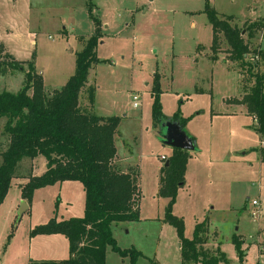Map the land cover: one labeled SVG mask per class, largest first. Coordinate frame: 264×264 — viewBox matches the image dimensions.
Here are the masks:
<instances>
[{"label": "rangeland", "instance_id": "374dc122", "mask_svg": "<svg viewBox=\"0 0 264 264\" xmlns=\"http://www.w3.org/2000/svg\"><path fill=\"white\" fill-rule=\"evenodd\" d=\"M207 4L239 21L264 18V0H0V40L15 60L25 62L23 71L13 70L6 50L0 53V93L17 94L25 86L27 62L42 75L46 93L60 91L95 33L93 17L101 23L99 63L90 71L91 84L80 105L86 113L121 119L117 161L121 168L135 164L140 169L142 191L139 221L112 227L117 247L129 254L123 257L108 248L106 264H131L130 251L141 254L134 264H182L177 230L166 222L170 199L161 194L174 149L164 144L166 130L154 118L156 76L163 117L179 119L199 150L189 152L186 185L177 189L172 215L182 220L189 240L196 225L205 222L204 249L212 254L220 247L227 264H264L260 140L253 118L237 103L254 87L255 77L264 75V24L233 23L244 30L250 47L243 62L232 60L222 35L214 55ZM253 25L256 36L249 40L247 29ZM94 89L93 103L89 95ZM5 123H0V134ZM45 172L43 157L21 162L20 180L12 182L0 206V264L70 258L66 236L34 232L51 220L84 218L85 190L80 183L66 182L39 189L24 201L20 184L30 174ZM22 202L28 210L19 217ZM235 239L241 242L243 261Z\"/></svg>", "mask_w": 264, "mask_h": 264}, {"label": "trees", "instance_id": "16d2710c", "mask_svg": "<svg viewBox=\"0 0 264 264\" xmlns=\"http://www.w3.org/2000/svg\"><path fill=\"white\" fill-rule=\"evenodd\" d=\"M205 14L213 30V54L220 49L222 35L232 60L243 62L250 54L244 30L233 26L234 19L231 17L221 18L208 4ZM93 19L95 33L85 42L83 51L77 56L74 76L60 91L46 93L42 75L36 72L34 63L27 62L29 70L25 76V86L17 94L0 93V123L6 120L3 134H0V140L5 138L3 143L0 141V206L12 182L20 179L21 162L26 159L33 162L39 157L46 160V172L42 176L30 174L28 182L20 186L24 201L31 200L39 189L66 182L80 183L86 194L84 218L61 222L51 220L48 225L34 232L66 236L70 243L69 260L37 264H106L108 248L126 257L129 252H121L117 247L112 227L115 224L137 222L140 217L142 194L138 186L139 175L118 170L115 162V138L121 119L86 113L80 105L82 94L91 84L90 71L99 63L96 50L102 44L101 23ZM247 30L248 39L253 40L256 25ZM0 53L5 54L2 44ZM5 57L11 60V69L23 71L25 62L17 61L10 55ZM156 77L153 89L156 122L160 125L177 123L183 130L185 127L179 119L168 121L163 117L158 102L159 80ZM95 90H91L89 95L93 103ZM237 103L245 106L248 115L256 121L255 131L264 144V75L255 77L254 87ZM189 157V152L174 149V155L168 161L167 169L170 171L161 187V194L170 199L166 222L177 230L182 264H227L220 247H216L212 254L204 249L208 230L205 222L196 225L193 239L189 240L185 236L182 220L172 215L177 189L185 185ZM260 157L264 164V147L260 150ZM234 243L243 261L241 242L235 239ZM130 254L131 264L141 256L137 251H130Z\"/></svg>", "mask_w": 264, "mask_h": 264}, {"label": "water", "instance_id": "95a60500", "mask_svg": "<svg viewBox=\"0 0 264 264\" xmlns=\"http://www.w3.org/2000/svg\"><path fill=\"white\" fill-rule=\"evenodd\" d=\"M162 127L166 130L163 142L168 147L186 152L197 151V148L192 139L187 136V134L177 123L167 122L166 124H163ZM27 210V204L25 202H22V207L19 210V217H21Z\"/></svg>", "mask_w": 264, "mask_h": 264}, {"label": "crops", "instance_id": "0c3cea01", "mask_svg": "<svg viewBox=\"0 0 264 264\" xmlns=\"http://www.w3.org/2000/svg\"><path fill=\"white\" fill-rule=\"evenodd\" d=\"M219 14V13H218ZM219 16L221 17V18H229V17H231L232 19H234V22L235 23H238V22H248V21H257V20H261V21H263V24H264V18H257V19H248V20H241V21H239L237 18H235V17H233V16H227V15H220L219 14ZM0 43H2L1 42V40H0ZM2 45L4 46V48H5V50H6V53L7 54H9L8 52H7V48H6V46L2 43ZM10 55V54H9ZM10 56H12V55H10ZM14 58V57H13ZM67 83V82H66ZM95 94H96V90H95ZM242 99V98H241ZM240 99V100H241ZM242 107H244V109H243V111L244 112H246V114H248L247 113V108L245 107V106H243V105H241ZM253 122H255V124H256V121L253 119ZM120 127V126H119ZM259 138V137H258ZM116 139H117V137L115 138V141H116ZM259 140H260V138H259ZM196 146V145H195ZM264 147V144H263V142H261V140H260V146H259V149L261 150L262 148ZM197 148V147H196ZM259 150V151H260ZM199 152V150L197 149V151L195 152V153H198ZM260 155V154H259ZM118 157L115 159V162H116V164H117V166H119V168H121L120 167V165H119V163H118ZM130 162H131V160H130ZM32 164V163H31ZM34 164V163H33ZM121 171L122 172H125V173H131V174H137V175H139V177H138V186H139V188H140V190H141V172H140V169L137 167V166H135V164H130L128 167H125V168H121ZM17 180H20V179H17ZM15 181V180H14ZM25 184V183H24ZM23 183H21L20 184V186H22V185H24ZM58 185V184H57ZM186 185V184H185ZM184 185V186H185ZM141 194H142V191H141ZM218 245V244H217ZM216 247H218V246H216Z\"/></svg>", "mask_w": 264, "mask_h": 264}, {"label": "built area", "instance_id": "2783aa9c", "mask_svg": "<svg viewBox=\"0 0 264 264\" xmlns=\"http://www.w3.org/2000/svg\"><path fill=\"white\" fill-rule=\"evenodd\" d=\"M138 101H139L138 96H134L133 97V102H134L133 106H134L135 109H137L139 107ZM253 205L257 206L258 203L257 202H253Z\"/></svg>", "mask_w": 264, "mask_h": 264}]
</instances>
